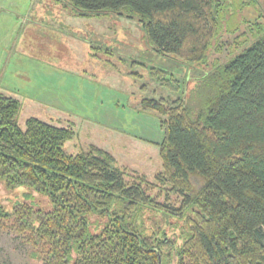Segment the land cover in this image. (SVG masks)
Instances as JSON below:
<instances>
[{
    "label": "trees",
    "instance_id": "16d2710c",
    "mask_svg": "<svg viewBox=\"0 0 264 264\" xmlns=\"http://www.w3.org/2000/svg\"><path fill=\"white\" fill-rule=\"evenodd\" d=\"M66 1L81 16L134 18L157 50L211 69L191 82L152 68L180 91L142 99L164 129L154 181L128 179L96 145L66 151L70 126L28 117L22 129L20 101L0 90V182L28 190L0 204V229L21 234L43 264H264V22L240 20L249 35L210 61L237 31L245 0ZM157 187L175 191L177 204L158 201ZM33 193L48 208L29 201Z\"/></svg>",
    "mask_w": 264,
    "mask_h": 264
},
{
    "label": "rangeland",
    "instance_id": "374dc122",
    "mask_svg": "<svg viewBox=\"0 0 264 264\" xmlns=\"http://www.w3.org/2000/svg\"><path fill=\"white\" fill-rule=\"evenodd\" d=\"M245 1L237 31L222 37V50L210 61L228 54L234 36L249 35L240 20L264 22V0ZM152 68L191 82L211 69L157 50L140 22L114 11L81 16L66 0H0V90L20 101V127L28 117L70 126L75 136L65 143L66 151L96 145L113 155L128 179L142 174L154 181L161 170V115L142 109V99L180 95L179 89L161 86ZM22 190L28 191L8 190L0 182V204L22 200ZM151 193L177 204L175 191L157 187ZM33 195L29 201L48 208L47 197ZM21 237L14 229H0V264H43Z\"/></svg>",
    "mask_w": 264,
    "mask_h": 264
}]
</instances>
